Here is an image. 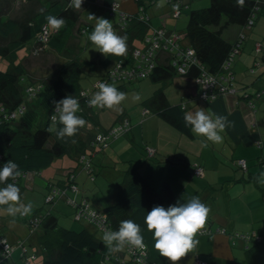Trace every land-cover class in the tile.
Returning a JSON list of instances; mask_svg holds the SVG:
<instances>
[{
	"label": "crops",
	"instance_id": "1",
	"mask_svg": "<svg viewBox=\"0 0 264 264\" xmlns=\"http://www.w3.org/2000/svg\"><path fill=\"white\" fill-rule=\"evenodd\" d=\"M181 1L189 4L191 7H195L192 3L196 2V0ZM257 1V11L261 12L262 15L264 14V0ZM117 2L122 11L129 14H140V16L150 19L147 7L153 4L154 0H117ZM90 4H96L98 8L103 6L101 0H96L95 2L82 5L80 9H76L78 23L60 52L49 50L42 46H38L39 48L36 46L34 48L31 47L34 50V55H43L46 52L51 54L48 66L54 69L53 74L48 78L40 74L37 83H49L60 65L70 59L76 58V55H67L65 52L69 46H75L77 36L87 31L83 29L84 27H90L88 31L92 30L91 23H95V20L89 18V15L93 14V12L88 10L91 9L90 6L94 9V5ZM165 4L167 7H163V10L161 9V14H164L168 10V7H170L166 2ZM27 7L28 9L23 11L20 17H23L31 9H40L38 2L32 4L31 8H29L30 5ZM103 7L108 10L105 6ZM101 12L102 10H99L96 17ZM113 15L117 16L116 13ZM180 15L176 18L180 19ZM177 27L178 23L173 27L167 21L154 27V24L150 21L149 32L157 28L175 31L174 29H177ZM241 28L234 29L235 37L233 39L224 37L223 31L224 39L233 42L238 37L237 34L241 31ZM117 34L122 36V31ZM140 41L142 44V40ZM256 42L260 43L258 52L254 51ZM31 45H34V43ZM242 45L240 51L235 53L236 55L231 60V70L234 75L233 88L235 92L203 100L199 97L200 88L196 85L195 81L191 83L188 81V78L182 76L180 77L185 79H176L179 75L166 80L163 82L164 86H162L169 102L172 105L180 104L186 110V113L199 111L203 108L205 112L210 111L226 116L231 126L227 127L222 134L223 141L221 143L206 141L204 137L197 136L193 132V136L189 137L161 119L158 115L150 113L143 116L140 112L139 119L137 116L133 118V116L127 114H121L117 117L116 122L119 117L129 119L131 127L123 134L127 136L123 137L121 135L110 139L104 145L90 146L89 141L95 134L103 133L115 124L114 121L109 127H105L104 121L100 116L101 112L94 111L92 107L88 119L79 114L81 110L77 112V115L82 117L86 121V124L79 129L75 137L58 140L55 129L62 127V125L59 124L58 120L50 121L55 126L50 142L56 140L65 146L71 147V153L64 155L65 159L59 164V169L62 170L61 174L57 172V168V170L54 169L55 171L47 173L46 177L43 176V171L35 174L31 173L29 176L38 175L40 178L47 179L48 191L50 187L58 188L61 191L64 190L65 196L58 197L66 202L67 199L73 201L75 212L83 202H86L90 208L100 211L105 205L113 202L115 194L109 196L103 192L101 203L95 195V203H93L92 198L89 196L91 189L83 183L81 185L78 183L77 174L83 169L86 170L83 164L86 159L91 163V161L99 157L100 163L104 164L105 151L111 147L116 157L115 161L120 159L124 163L123 168L125 167V170L129 165H133L152 188L158 190L163 184H169L174 192V198L170 203L163 205L165 208L177 203L178 200L182 203L186 202L191 196H199L201 201L210 208L206 225L203 228L205 231L199 232L195 237L199 243L195 250L178 261V264H195L197 258L205 260L207 264H246L244 259L245 249L252 245L256 239L254 237L247 238L245 235L256 234L261 237L264 236V185L259 184L256 179L258 174L262 172L259 161L264 160V40H255L250 50L249 47H243ZM36 49L40 50L36 51ZM127 53L125 56L130 54ZM44 58L40 57L41 66L47 65L44 62ZM27 61V59H20L25 73L27 72L25 66ZM94 66L92 69L95 68ZM85 69L87 71L91 70L88 67H85ZM107 69H105V72ZM23 82L27 86L36 83V79H23ZM81 87L84 88L82 85ZM258 92H260V95L256 96ZM94 94L92 93L90 97ZM147 128L148 130H146ZM135 139L144 144L147 152L146 155L140 152H136L135 155L127 153L131 141H135ZM203 143H207L208 146L203 147ZM150 150H153V154L151 155L149 154ZM82 155L84 159L81 162ZM236 159H245L247 161V169L241 170L235 162ZM197 166L202 167L200 175H196L194 172ZM123 168L120 170L122 178L125 171ZM70 169L74 171L73 181L71 180V182L77 186L75 190H72L69 185L70 183L67 182ZM94 171L95 168H93V173ZM34 180H32V183L35 182ZM92 181H95V178ZM25 186L31 187L28 185V180ZM68 189L74 192H68ZM83 219L86 220L85 218H81L78 221H82ZM2 237L9 242L5 236L2 235ZM15 249H13L9 256L2 257L0 255V262L5 258H11L12 264H18L17 260L13 258V253L17 251ZM27 253L29 255L36 254L35 251L29 252L28 248ZM19 255L24 261L23 264H33L36 260L35 257L34 260L28 262L25 259L27 254L22 255L20 253ZM151 255L153 261L159 264H170L167 259L160 256L159 252L151 253ZM115 257H119L120 264H135L129 261L130 258L124 251L110 253L105 262L111 264L112 258L115 259ZM155 262H147V264H155Z\"/></svg>",
	"mask_w": 264,
	"mask_h": 264
},
{
	"label": "trees",
	"instance_id": "2",
	"mask_svg": "<svg viewBox=\"0 0 264 264\" xmlns=\"http://www.w3.org/2000/svg\"><path fill=\"white\" fill-rule=\"evenodd\" d=\"M12 1L15 3L16 0H11V3ZM95 1L83 0L82 5ZM114 1L117 0H101V3L110 10ZM177 1L180 12L183 9L190 10L183 43L194 50L197 63L191 64L185 73L179 74L170 63L158 62L147 77L153 82H165L175 75L194 79L199 75L202 64L208 67L212 75H222L225 62L236 48L240 51L244 41V36L241 40L238 36L233 42H229L224 39L223 31L232 24L245 28L253 21V25L258 1L245 0L243 9L237 6L236 0H210L208 6L201 7H191L181 0H175ZM70 2L71 0H43L40 1V9H31L23 17L11 18L3 12L8 8V1H0V57L8 59V68L0 70V167L11 160L18 165L20 175L40 172L54 159L71 153V147L56 140L50 142V117L57 116L53 100L59 101L67 95H73L80 104L79 114L86 119L92 108L88 105L90 94L81 87L80 79L83 67L92 69L93 61L79 57L68 60L59 66L49 83H42L35 98L28 99L23 83L25 70L17 56L18 50L31 40L49 50L60 52L64 48L78 23V13L76 8L69 6ZM124 13L126 24L122 36H127L129 54L137 47L133 44L134 40H143L149 33L150 19L142 18L140 14ZM49 14L65 19V26L58 32L47 26L46 17ZM43 30L47 31V37L45 41L39 42L37 38ZM119 58L130 60L129 55L107 56L103 63ZM114 85L121 92L127 90L125 82ZM141 105V109L148 108L150 113L158 115L183 134L193 136L191 126L185 125L186 110L180 104L172 105L162 87L143 99ZM22 106L24 109L20 110ZM68 173L73 174L74 171L70 169ZM20 175L14 180L9 179L7 183H14L22 192L23 177ZM4 186L0 183V188ZM173 198L174 192L169 184L165 183L156 190L133 165H129L122 180L116 184L113 202L105 205L99 213L105 219V229H118L124 219H132L138 223L147 248V262H155L151 253L158 251L153 247V234L147 230L144 217L154 205L163 206ZM33 218L37 220L34 227ZM20 221L27 224L30 231L39 230L37 245L43 256L41 264H110L105 262L110 255L107 247L87 227L79 230L60 227L55 215L42 210L35 212L30 218L21 216ZM244 259L246 264H264V236L245 249ZM129 261L132 262L131 259ZM119 262L112 258L111 264H120Z\"/></svg>",
	"mask_w": 264,
	"mask_h": 264
},
{
	"label": "rangeland",
	"instance_id": "3",
	"mask_svg": "<svg viewBox=\"0 0 264 264\" xmlns=\"http://www.w3.org/2000/svg\"><path fill=\"white\" fill-rule=\"evenodd\" d=\"M3 1V0H0ZM8 1V8L3 10V12L10 16L11 18H18L22 15L23 11H26L28 9V5H30L29 8L32 7V4L38 2L40 4V1L43 0H30L22 1V0H16L15 4L11 3V0ZM45 1V0H44ZM165 0H154V3L149 5L147 7L150 21L154 24V27L159 26V24L163 23L164 21H167L169 25H172L174 27L175 24L178 23L177 29H174L175 31L181 33L182 35H185V27L188 20V14L190 12L189 9H183L181 10L180 19L173 17L170 13V7H168V10L161 14V9L163 10V7L166 8L167 5L164 2ZM186 2V1H185ZM184 3V2H183ZM192 3V2H191ZM209 5V0H196V2L192 3L193 6L199 7L203 5ZM94 5V9H92V6H90V12H93L94 16L98 14L99 10H102L101 14L98 15V17H103L112 22L113 27L118 24L117 16L111 14L108 10H106L103 6H100L99 8L96 7V4H90ZM207 5V6H208ZM90 14V15H93ZM264 14L261 15V12L256 13L255 23L252 26H247L245 28H241L240 32L237 34V36H240L241 34H245L244 36V43L243 47H252L254 44V41H262L264 40ZM183 19V22H182ZM185 19V20H184ZM94 20V19H93ZM179 21V22H178ZM96 23V21H95ZM95 23L92 24V30L94 29ZM240 26L232 24L228 28L224 30V37L226 38H234L235 37V30L239 29ZM91 31H84L81 35L77 36L76 44L74 47L69 46L68 49H66L67 55H76V57L81 59H87L89 61H94V69L86 70L85 66L83 67L82 76L80 79V84L84 86V88H87V93L92 94L99 91V89H93V84L95 80L105 72V69L108 68L112 62L113 59H111L107 64L103 63V60L106 58V56L102 55L96 46L92 44V42L88 39L89 34ZM236 36V37H237ZM35 40H31L28 42L25 46L20 48L17 52L18 59H27L26 68L27 72L24 74L23 79L24 80H32L36 79V83L38 82V78L41 76L48 78L50 77L54 69L52 67L48 66L49 64V57L51 54L48 52L41 54L34 55L33 49L35 46L38 47V43H34ZM34 43V45H31ZM259 43V42H256ZM255 43V44H256ZM133 44L135 46H141L140 40H134ZM260 44V43H259ZM32 47V48H31ZM39 48V47H38ZM74 49H76L74 51ZM40 49H36L38 51ZM255 51V47H254ZM259 51V50H258ZM255 51V52H258ZM70 53V54H68ZM236 55V54H235ZM40 57L44 58V62L47 64L46 66L40 65ZM48 57V58H47ZM29 58V59H28ZM106 67V68H105ZM8 68V59L0 57V70H6ZM176 79H185L180 76H177ZM191 83L194 82L193 79H188ZM187 82V81H185ZM24 83V82H23ZM22 83V84H23ZM87 86V87H86ZM127 90L124 91V93L127 94V98L118 106H115L111 109L109 108H94V111L101 112L100 116L102 120L104 121V126L109 127L114 121L116 123V119L121 114H127L130 116L138 117L140 118V112H141V102L146 97L153 94V92L159 88L164 86L163 82H153L148 77L143 78L141 80H137L132 83H126ZM139 96V99L136 100L134 97ZM155 115V114H154ZM137 119V120H138ZM54 123L50 122V128L54 130ZM148 130V128L146 129ZM127 136L125 135H122ZM105 163L101 164L99 161V157L97 159H94L91 161L92 168H95V171L93 173V176L95 178V181H92L90 179L89 174L85 169L78 172L77 178L78 183L81 185L82 183L85 184L86 187H89L91 191H89V196L92 198L93 203H95V198L97 197L99 202H102V193L105 192V195H112L115 194L116 190V184L122 180V176H120V170L123 168V164L120 159H117L115 161V155L113 151L111 150V147L108 148L105 151ZM143 153L144 155L147 154L145 146L143 143H141L138 139H135V141H131L129 149L127 150V153L130 155H135V153ZM126 155V154H125ZM65 159L64 157L56 158L52 161L50 166L47 168L42 169L43 176H47V173L57 170L58 173L61 174V169H59V164ZM127 167V166H126ZM125 170V167L123 168ZM60 178V177H57ZM35 179L34 183H32V180ZM23 181L21 182V185L23 186L22 192H19L20 194V205H27L31 203L32 210L29 214L26 215V218H30L35 212H40V210L44 212H51L53 215L57 217L58 225L63 228L73 229V230H79L81 228L87 227L89 228L98 239H102L103 231L95 228L93 225H91L89 222L86 223V220L78 221L75 218V210L74 206L68 204L65 200L60 199L58 195L54 197V200L52 202H48L46 200V194L48 191L47 188V179L40 178L38 175L23 177ZM28 180V185L31 187L25 186V183ZM101 188V189H100ZM72 190L68 189V192ZM74 192V191H72ZM96 195V197H95ZM7 207V206H4ZM21 214H16L15 216L8 215L7 213L0 211V235L5 236L7 240L9 241V244H13L15 240L18 238H21L25 242V246L29 249V252H36V260L33 262V264H41L42 263V254L40 253V249L37 245V236H38V229H35L33 231H30L27 224L20 221ZM89 223V224H88ZM96 229V230H95ZM17 251L13 253V258L17 260L18 264H23L24 261L20 257L21 253V247H16ZM122 251H125L123 249ZM0 264H12L11 258H5L3 259Z\"/></svg>",
	"mask_w": 264,
	"mask_h": 264
},
{
	"label": "clouds",
	"instance_id": "4",
	"mask_svg": "<svg viewBox=\"0 0 264 264\" xmlns=\"http://www.w3.org/2000/svg\"><path fill=\"white\" fill-rule=\"evenodd\" d=\"M83 0H71L70 7L80 9ZM240 9L245 6V0H236ZM90 19L96 21L94 29L89 34L88 39L96 46L98 51L104 56H124L127 52V36L118 35L112 22L103 17L89 15ZM47 26L58 32L66 24L63 17H56L49 14L46 17ZM209 83H211L209 81ZM98 89L88 101L89 107L94 108H113L120 105L127 94L118 90L117 86L110 83H99ZM207 99V97H204ZM134 99L138 100L137 95ZM54 109L57 116L53 119L58 120L62 127L55 129L58 140L75 137L79 129L84 127L86 121L77 115L80 111L79 101L73 95H67L59 101L53 100ZM186 126H191V130L197 136H202L206 141L221 143L223 133L231 124L224 115L205 112L203 108L199 111L187 113L184 116ZM203 143V147H207ZM18 165L8 160L0 167V183L4 184L0 188V211L8 215L16 214L27 215L32 210L31 203L20 205L19 188L14 183H7L9 179L14 180L20 175L17 171ZM257 182L264 185V171L256 177ZM210 208L204 204L199 196H191L186 202L169 205L165 208L162 205H154L144 217L147 230L152 232L154 249L160 256L167 259L170 264H178L188 253L195 250L198 240L196 235L205 227ZM102 242L110 253H118L126 246L145 250L146 245L141 232V227L132 219H124L120 222L118 229H105L102 235ZM137 264H144L143 258Z\"/></svg>",
	"mask_w": 264,
	"mask_h": 264
},
{
	"label": "built area",
	"instance_id": "5",
	"mask_svg": "<svg viewBox=\"0 0 264 264\" xmlns=\"http://www.w3.org/2000/svg\"><path fill=\"white\" fill-rule=\"evenodd\" d=\"M24 1V0H22ZM165 2L170 6V13L173 17H178L180 15V10L178 8V1L175 0H165ZM110 12L112 14H117L118 24L114 26V30L116 33H119L125 28V13L120 9L119 3L114 1L110 8ZM258 9V6L255 9V13ZM146 18V17H144ZM253 21H250L248 26L252 25ZM47 37V31L43 30L42 33L38 36L37 41H45ZM183 37L181 33L177 31L167 30L164 28H157L149 32L146 36H144L142 40V46L135 47L131 50L129 54L130 60H126L124 58H119L113 60L112 64L108 67L106 72L97 78L93 84V88H98L99 83H110V84H120L133 82L141 78H145L152 71L153 67L158 62H168L172 66H174L179 74H183L186 72L187 67L191 64L197 63V59L195 57L194 50L183 43ZM241 40L243 38V34L240 36ZM240 42V41H239ZM238 44H236L237 46ZM260 49V44H255V51ZM237 48L232 52V56L230 59L224 64V73L220 76L212 75L208 71V67L206 65H200V73L193 80L196 85L200 88L199 97L203 100H209L216 98L219 95H225L226 93L235 92L233 88V80L234 75L231 70V60L232 57L237 53ZM209 81L211 83H209ZM42 84L34 83L26 86L25 92L28 96V99L35 98L37 96L38 91L41 89ZM260 92L256 93V96H259ZM207 97L205 99L204 97ZM24 109V106L21 107L20 110ZM150 111L148 108L141 109V115H148ZM14 116V114L12 115ZM56 115H52L50 117L51 120L55 121L53 117ZM131 127L130 121L126 117H120L118 121L111 126L107 131L103 133L95 134V136L89 141L90 146H100L107 144L108 140L117 138L124 133H126ZM149 154H153V150L149 151ZM84 159V156H81L80 161ZM237 166L241 170L247 169V161L245 159H236L235 160ZM84 167L88 172L90 179L93 180V168L91 163L86 159L84 161ZM261 170L264 171V160L259 161ZM196 175H200L202 173V167L197 166L194 170ZM35 174L34 172H28L20 175L21 177H26L29 174ZM73 174L69 175L70 180V188L75 190L77 186L71 182ZM65 196L64 190H59L58 188L50 187L48 193L46 194V200L48 202H52L54 197ZM67 199V197H66ZM67 202L74 205L73 201L67 199ZM26 218V215H21ZM75 218L80 220L81 218H85L88 222H90L93 226L98 229L105 230V219L99 213L98 210L90 208L86 202L80 204L79 209L75 212ZM33 220V227L36 225L37 220L35 218ZM205 229H202L200 232H204ZM245 237L250 238L254 237L256 240H260V235H245ZM21 247V254L26 255V261L34 260L36 254H28L27 248L24 246V242L21 239H18L13 244H9L2 236L0 237V255L2 257L9 256L14 248ZM125 253L129 256L132 262L137 264V261L143 258L144 264H147V248H146V256L143 255L145 250L132 248L126 246ZM115 260L120 261L119 257H115ZM195 264H207V262L203 259L197 258L195 260Z\"/></svg>",
	"mask_w": 264,
	"mask_h": 264
},
{
	"label": "water",
	"instance_id": "6",
	"mask_svg": "<svg viewBox=\"0 0 264 264\" xmlns=\"http://www.w3.org/2000/svg\"><path fill=\"white\" fill-rule=\"evenodd\" d=\"M142 18H143V16H142Z\"/></svg>",
	"mask_w": 264,
	"mask_h": 264
}]
</instances>
